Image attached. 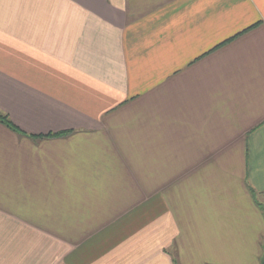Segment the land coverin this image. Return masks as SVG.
Masks as SVG:
<instances>
[{
	"label": "crops",
	"instance_id": "0c3cea01",
	"mask_svg": "<svg viewBox=\"0 0 264 264\" xmlns=\"http://www.w3.org/2000/svg\"><path fill=\"white\" fill-rule=\"evenodd\" d=\"M0 113V264H261L264 0H0Z\"/></svg>",
	"mask_w": 264,
	"mask_h": 264
},
{
	"label": "trees",
	"instance_id": "16d2710c",
	"mask_svg": "<svg viewBox=\"0 0 264 264\" xmlns=\"http://www.w3.org/2000/svg\"><path fill=\"white\" fill-rule=\"evenodd\" d=\"M257 26H258V25H255V26L249 28L248 30L244 31L243 33L237 35L235 38H233V39H231V40H229V41H226L225 43L219 45L218 47H216V49H220V48H222V47L228 45L229 43H231V42H233L234 40L238 39V38L241 37L242 35H244V34H246L247 32H249L250 30H253V29L256 28ZM216 49H215V50H216ZM0 123H2V124L5 125L7 128H9V129H11V130H13V131H16V132L19 131V130L13 125V123L9 120V117H7V116H5L4 114H1V113H0ZM67 134H68V133H65V134H58V135H50V136H48V138H60V137H62V136H66ZM251 196L253 197L254 201H256V199H257V198H256L257 194H256L253 190H251ZM257 205L259 206V208H261V210H262L263 213H264V208H263L261 205H259V204H257ZM263 253H264V245H263ZM263 256H264V254H263ZM262 258H263V257H262ZM261 264H264V260L262 261Z\"/></svg>",
	"mask_w": 264,
	"mask_h": 264
},
{
	"label": "rangeland",
	"instance_id": "374dc122",
	"mask_svg": "<svg viewBox=\"0 0 264 264\" xmlns=\"http://www.w3.org/2000/svg\"><path fill=\"white\" fill-rule=\"evenodd\" d=\"M263 208H264V206H263ZM261 211V210H260ZM262 212V211H261ZM263 245H264V243H263ZM262 248V247H261ZM264 254V253H263ZM264 260V256H263V258L261 259V263H262V261Z\"/></svg>",
	"mask_w": 264,
	"mask_h": 264
}]
</instances>
